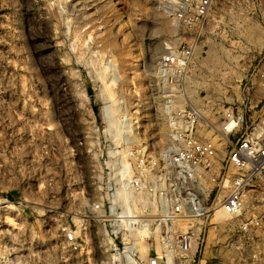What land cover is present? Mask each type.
Wrapping results in <instances>:
<instances>
[{
    "label": "rangeland",
    "instance_id": "374dc122",
    "mask_svg": "<svg viewBox=\"0 0 264 264\" xmlns=\"http://www.w3.org/2000/svg\"><path fill=\"white\" fill-rule=\"evenodd\" d=\"M168 1L0 0V264H108V240L89 207L105 148L127 155L130 134L132 145L163 149L186 103L217 128L227 108L240 110L237 135L202 134L218 144L221 165L240 135L264 137V24L254 18L220 27L223 38L213 41L202 33L174 94L181 102L160 112L170 137L159 127L154 95L167 102L173 94L162 58L195 36L177 18L173 32L160 30L159 18H174ZM218 213L200 220L191 264H264L258 199L241 217ZM83 220V249H75L66 230Z\"/></svg>",
    "mask_w": 264,
    "mask_h": 264
},
{
    "label": "built area",
    "instance_id": "2783aa9c",
    "mask_svg": "<svg viewBox=\"0 0 264 264\" xmlns=\"http://www.w3.org/2000/svg\"><path fill=\"white\" fill-rule=\"evenodd\" d=\"M164 8L195 33L186 46L162 58L172 95L183 89L202 33L214 40L223 38L220 27L231 31L247 18L264 24V0H169ZM259 76L264 84V72ZM172 123V138L158 151L143 141L132 145L130 134H125L127 155L119 147L105 148L99 194L89 207L106 234L108 264H191L200 220L218 219L219 211L241 217L257 199L264 207V190L258 191L264 181V137L240 135L221 165L218 144L202 135L208 127L226 138L237 135L238 108H227L217 128L189 102L174 113ZM82 228H87L84 220L66 230V241L75 249H83Z\"/></svg>",
    "mask_w": 264,
    "mask_h": 264
},
{
    "label": "bare ground",
    "instance_id": "6f19581e",
    "mask_svg": "<svg viewBox=\"0 0 264 264\" xmlns=\"http://www.w3.org/2000/svg\"><path fill=\"white\" fill-rule=\"evenodd\" d=\"M160 19V24H161V28H160V30H164V31H166V32H173V29H174V25L176 24L177 25V19H176V17H169V16H166V18H159ZM249 21V20H248ZM174 24V25H173ZM248 23H246V25H247ZM250 25V28H251V26L253 27V24L252 23H249ZM245 26V25H244ZM248 26V27H249ZM246 28V27H245ZM247 29V28H246ZM253 29H254V27L253 28H251V32L252 33H254V34H256L255 33V31H253ZM246 31V30H245ZM247 31H248V29H247ZM251 34V33H250ZM249 36V35H248ZM252 36H253V34H252ZM251 35H250V37H252ZM211 47V46H210ZM223 47V46H222ZM215 48V47H214ZM201 50V49H200ZM218 51V50H217ZM217 51H215L212 47H211V49L208 51L209 53H211L210 55H213V56H215L216 54L215 53H217ZM198 52V51H197ZM218 55V54H217ZM217 57V56H216ZM214 58V57H213ZM222 62V61H221ZM196 65V64H195ZM224 68V67H223ZM162 71H163V66H162V68H161V73H162ZM228 74V73H227ZM190 79H192V78H190ZM139 83L141 84L142 82L141 81H139ZM195 83V82H194ZM168 85V84H167ZM166 85V86H167ZM154 95V94H153ZM190 95V94H189ZM192 95V94H191ZM184 99H185V97H183ZM193 98V97H192ZM154 100H155V106H156V111H157V114H156V116H157V121H158V124H159V127L160 128H164L165 129V131H164V134H166V136H167V138H169L170 137V133L172 132H170L169 130H167V129H169L168 128V126H167V123H163V122H161V117H160V112H162L163 110H164V105H167V108L166 109H169L171 106H173V105H176V104H178L179 102H181V98H180V94H179V96H177V95H172L170 98H169V100L167 101V102H164V100H163V97L158 93V92H156L155 93V95H154ZM173 124H175V123H173ZM226 126H227V128L228 129H231V127L233 126V124L232 125H228V124H226ZM123 150V149H122ZM124 151H126V149H124ZM2 203H4V202H1L0 201V204H2ZM219 212H223V211H219ZM159 247H160V245H159ZM148 248V247H147ZM141 249L142 250H144V249H146V247H143V245H142V247H141ZM147 251V250H146ZM147 253V252H146Z\"/></svg>",
    "mask_w": 264,
    "mask_h": 264
}]
</instances>
